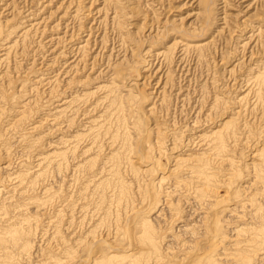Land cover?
Here are the masks:
<instances>
[{
	"label": "rangeland",
	"instance_id": "1",
	"mask_svg": "<svg viewBox=\"0 0 264 264\" xmlns=\"http://www.w3.org/2000/svg\"><path fill=\"white\" fill-rule=\"evenodd\" d=\"M0 209L23 264H264V0H0Z\"/></svg>",
	"mask_w": 264,
	"mask_h": 264
},
{
	"label": "bare ground",
	"instance_id": "2",
	"mask_svg": "<svg viewBox=\"0 0 264 264\" xmlns=\"http://www.w3.org/2000/svg\"><path fill=\"white\" fill-rule=\"evenodd\" d=\"M65 103V102H64ZM67 103H69V101H67ZM66 103V104H67ZM37 128L34 127L32 130L35 131ZM217 135V134H216ZM217 142H216V147L218 149V151L220 153H223V147L225 145V140L222 139L221 137H217ZM49 159V158H48ZM47 158H44L43 160H41V164L45 163L48 161ZM50 162V161H49ZM187 161H185V159H179L176 163H177V166L180 165V164H184L186 163ZM205 165V164H204ZM41 166V165H40ZM179 169V168H178ZM176 168V171L178 170ZM193 171L191 173H197V174H205V166H195L193 169ZM192 174V175H193ZM203 174V175H204ZM208 175V174H207ZM206 175V176H207ZM205 176V175H204ZM205 176V177H206ZM209 177V176H207ZM21 179H15L16 181V186L13 187V189H9L13 192H16L17 191V188L21 187H25L24 186V181H27L26 178L27 176H21L20 177ZM14 179V178H13ZM207 179H210L207 178ZM28 182V181H27ZM30 182V180H29ZM208 182V181H207ZM210 182V181H209ZM9 186H7L8 188ZM8 193V191H7ZM23 196V195H22ZM23 198V197H22ZM22 206V205H21ZM8 207V205H7ZM0 212H4L2 209H0ZM7 212L10 213L9 209H7ZM6 212V215L9 216V214H7ZM15 216V215H14ZM263 217V222L259 224L258 226V229H254L253 230V234H251V240L253 239V242H256V243H264V212L263 214L261 215ZM7 217V216H6ZM0 218L5 220L7 218H4L3 217V214H0ZM30 218V217H29ZM28 219V218H27ZM2 221V220H1ZM12 222V221H11ZM17 223V221H15ZM26 222V221H25ZM7 223V222H6ZM6 223L3 221L2 223H0V264H23V261L26 260V258L28 257V255L31 253L32 251V246H33V242L31 241L32 240V237L30 235L29 232H24V229L23 226H22V230H19L16 228V230L14 229L15 226L14 224H8L6 225ZM18 224V223H17ZM16 225V224H15ZM147 226V225H146ZM255 226V225H254ZM145 227V226H144ZM146 228L148 229H143L146 234L148 235L147 238H149V240L147 239V241H150V247H151V254L152 252L155 253L157 251V248L156 246L158 245L156 243V239H154L155 235L153 236V230L151 229V227L147 226ZM31 230V229H30ZM243 231V230H242ZM33 233V232H32ZM144 233V232H143ZM145 237V235H144ZM154 237V238H153ZM143 237H141L142 239ZM254 239H256L257 241H254ZM250 240V239H248ZM247 241V240H246ZM245 241V243H246ZM143 242H144V238H143ZM158 242V241H157ZM146 243V242H144ZM149 243V242H148ZM239 244L241 243L240 241L238 242ZM237 243V244H238ZM244 243V244H245ZM236 244V245H237ZM243 244V243H241ZM247 244V243H246ZM235 245V246H236ZM241 246V245H240ZM71 248V247H70ZM67 251V253L69 252V254H72L70 252H73V249H70ZM244 248V247H243ZM249 248V246H248ZM253 248V247H252ZM235 250V249H234ZM233 250V251H234ZM238 250H242L238 248ZM238 250H236L237 252L236 253H232V257H231V254L229 255L231 257L230 261H232L233 263L236 262L235 264H247V261L246 258L243 256V254L245 253L244 251H241V252H238ZM244 250V249H243ZM261 251V250H260ZM119 252V251H118ZM235 252V251H234ZM66 253V254H67ZM133 254H127L125 256H122V262H126L128 259H131L133 258V256H131ZM153 255V254H152ZM155 255V254H154ZM228 256V257H229ZM249 257V256H248ZM30 258V257H29ZM217 258V257H216ZM164 259V258H163ZM112 260V259H111ZM218 260V259H217ZM54 261V263H53ZM205 262V264H219V262L217 263L215 261V259L213 257H209L208 259H205L203 260ZM220 261V260H219ZM135 262V261H134ZM160 260H157L155 262V264H159ZM250 263V261H249ZM46 264H61V261H60V258L57 259V257H53V258H50V259H47V262ZM65 264V263H64ZM94 264H97L96 262ZM125 264V263H124ZM166 264V263H165Z\"/></svg>",
	"mask_w": 264,
	"mask_h": 264
}]
</instances>
